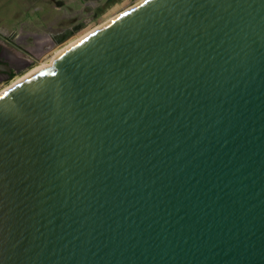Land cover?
<instances>
[{"label": "water", "instance_id": "1", "mask_svg": "<svg viewBox=\"0 0 264 264\" xmlns=\"http://www.w3.org/2000/svg\"><path fill=\"white\" fill-rule=\"evenodd\" d=\"M0 264H264V0H144L2 93Z\"/></svg>", "mask_w": 264, "mask_h": 264}, {"label": "rangeland", "instance_id": "2", "mask_svg": "<svg viewBox=\"0 0 264 264\" xmlns=\"http://www.w3.org/2000/svg\"><path fill=\"white\" fill-rule=\"evenodd\" d=\"M138 0H0V46L29 62L0 80L42 63L83 33L101 25Z\"/></svg>", "mask_w": 264, "mask_h": 264}, {"label": "bare ground", "instance_id": "3", "mask_svg": "<svg viewBox=\"0 0 264 264\" xmlns=\"http://www.w3.org/2000/svg\"><path fill=\"white\" fill-rule=\"evenodd\" d=\"M144 0H138L135 3H133L132 5H130L129 7H127L125 10L119 12L118 14L114 15L113 17H111L110 19H108L107 21H105L104 23H102L101 25L95 27L94 29L88 31L87 33H83V35L78 36L77 38H75L74 40L70 41L68 44L64 45L63 47L59 48L53 55L51 61L49 63H42V64H38L30 69H28L27 71H25L24 73H22L21 75H18L14 78H12L8 83H6L1 89H0V95L2 93H4L5 91H7L8 89H10L12 86H14L15 84H17L18 82H20L22 79H24L25 77H27L28 75H30L32 72H34L35 70L44 67V66H50L54 63V61L56 60L57 57H59L62 53H64L65 51H67L69 48H71L72 46H74L77 42H79L80 40H82L83 38H85L86 36H88L89 34H91L92 32H94L96 29H98L99 27L105 25L106 23H108L109 21H111L112 19H114L115 17L119 16L120 14L126 12L127 10L131 9L132 7H134L135 5L141 3Z\"/></svg>", "mask_w": 264, "mask_h": 264}, {"label": "flooded vegetation", "instance_id": "4", "mask_svg": "<svg viewBox=\"0 0 264 264\" xmlns=\"http://www.w3.org/2000/svg\"><path fill=\"white\" fill-rule=\"evenodd\" d=\"M28 62L27 57L17 56L12 51L0 46V80L14 74Z\"/></svg>", "mask_w": 264, "mask_h": 264}]
</instances>
